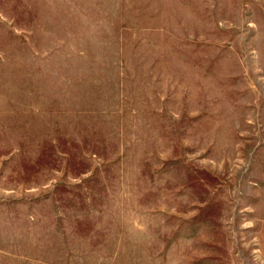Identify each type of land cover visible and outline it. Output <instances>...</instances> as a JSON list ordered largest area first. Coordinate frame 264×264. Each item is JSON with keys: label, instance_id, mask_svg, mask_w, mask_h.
<instances>
[{"label": "rangeland", "instance_id": "obj_1", "mask_svg": "<svg viewBox=\"0 0 264 264\" xmlns=\"http://www.w3.org/2000/svg\"><path fill=\"white\" fill-rule=\"evenodd\" d=\"M0 264H264V0H0Z\"/></svg>", "mask_w": 264, "mask_h": 264}]
</instances>
